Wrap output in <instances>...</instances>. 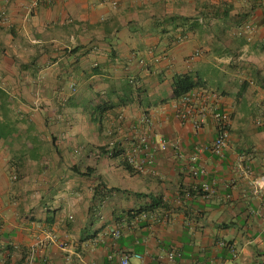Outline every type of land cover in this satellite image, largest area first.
Here are the masks:
<instances>
[{
    "label": "crops",
    "instance_id": "1",
    "mask_svg": "<svg viewBox=\"0 0 264 264\" xmlns=\"http://www.w3.org/2000/svg\"><path fill=\"white\" fill-rule=\"evenodd\" d=\"M33 2L0 0V264H264V0ZM185 74L223 155L191 159L216 125L176 117ZM141 134L130 171L109 142Z\"/></svg>",
    "mask_w": 264,
    "mask_h": 264
},
{
    "label": "built area",
    "instance_id": "2",
    "mask_svg": "<svg viewBox=\"0 0 264 264\" xmlns=\"http://www.w3.org/2000/svg\"><path fill=\"white\" fill-rule=\"evenodd\" d=\"M38 0H34L33 5H36ZM250 25H248L249 27ZM133 83V80H131ZM176 117L181 122H189L192 124L195 130H198L210 116L216 125V137L210 144H198L196 145V150L193 153L191 159L196 160L199 153L210 150L216 155H223L226 149L231 146V129L230 123L231 118L228 112L224 111L218 103L207 102V96L197 95L191 92L185 93L176 99ZM110 152L114 153L118 150L126 151L127 161L132 164L137 170L144 171L147 165L153 163V155L151 152V141L147 134H141L139 137L131 139L129 142L119 143L115 140L109 142ZM169 143L166 139L160 138L157 143V148L160 150H166ZM192 172L196 174L204 173V168L202 167H192ZM243 172L246 175L252 173V167L249 164L243 166ZM14 178H17L15 175ZM254 193L259 194L263 188V184L255 181ZM208 189V186L204 187ZM116 238H120L122 231L120 229L114 231ZM221 244L227 245V243L222 242ZM231 252L233 256L237 255L235 247L231 246ZM131 254H125L121 257V264H130ZM134 256L139 260L144 259L141 253H134ZM167 256L170 260H175L181 256V253L173 248L167 251ZM29 264V263H28ZM222 264H230L229 262H223Z\"/></svg>",
    "mask_w": 264,
    "mask_h": 264
},
{
    "label": "trees",
    "instance_id": "3",
    "mask_svg": "<svg viewBox=\"0 0 264 264\" xmlns=\"http://www.w3.org/2000/svg\"><path fill=\"white\" fill-rule=\"evenodd\" d=\"M196 86V81L190 75H176L173 80L174 93L176 97H179L185 93L190 92ZM106 152H109V145L106 147ZM120 151V150H118ZM116 151V153L118 152ZM121 152V151H120ZM125 166L128 170H137L127 159L124 160ZM139 171V170H138Z\"/></svg>",
    "mask_w": 264,
    "mask_h": 264
}]
</instances>
